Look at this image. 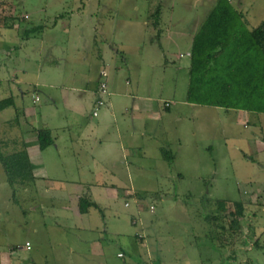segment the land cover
Segmentation results:
<instances>
[{"label": "rangeland", "instance_id": "rangeland-1", "mask_svg": "<svg viewBox=\"0 0 264 264\" xmlns=\"http://www.w3.org/2000/svg\"><path fill=\"white\" fill-rule=\"evenodd\" d=\"M217 1L0 0V100L13 97L16 102L14 108L0 113V144L7 143L1 150L7 153L14 147H21L25 131L31 132L39 127L40 118L45 121L48 114L45 108L52 106V102L48 99V91L37 83L47 79L53 84L51 92L58 99L63 86L75 84L84 88L90 77V64L96 62L97 53L93 54L94 50L112 47L119 51V58L115 60L117 65L130 68L126 69V74L123 73L122 79L124 85L127 79L132 82L131 86H126L128 89L135 87V79L139 77L141 92H152L159 106L172 103L171 109L166 111L169 116L163 126L166 134L159 143L174 156V161L170 166L163 165L165 171L156 164L157 158L164 160L163 152L157 155L153 150L149 153L143 150L142 155L145 152L148 156L138 161L133 153L128 154L129 157L121 156L122 163L116 168L120 179L116 183L125 188L132 183L137 197L141 199L140 205L134 203V198L122 193L115 200H100V207L110 206L123 216L136 214L138 207H142V219L181 221L192 232V225H211L212 228L215 224L224 223L229 226V218H219V201L229 204L244 201L248 206L246 217L242 220L244 231L234 237V241L238 244L246 240L247 245L243 251H235L237 260L264 264V186L252 184L264 180V151L257 152L261 146L264 148V122L260 134L252 124H246L236 111L194 105L187 101L191 58L186 53L192 51L194 37ZM231 2L241 10L252 27L264 21V0ZM57 15L68 17L57 20L56 42L44 53L32 46L16 47L18 41L24 38L26 27L33 24L53 25ZM82 15L93 16V25L97 26L104 17H113L117 23L116 26L111 24L109 30L101 29L93 33L98 38L93 51L89 48L93 39L91 21H84ZM69 24L70 30L64 31L63 27ZM14 25L20 26V32H14ZM9 36L14 37L17 43L15 49L6 52L1 41ZM137 48L144 52L141 57L137 56ZM30 58L34 63H28ZM37 61L46 66L39 76ZM24 64L29 68L26 74L14 71L19 83L10 80L13 70ZM72 74L74 77L70 80ZM23 94L26 104L35 112V122L19 123L16 106L22 104ZM36 96H39L38 102L34 101ZM145 141L153 144L147 138ZM47 163L49 174L50 169L55 174L61 173L55 166H50L49 161ZM170 170L174 173L175 170L183 171L185 178L171 180L165 174ZM25 189L9 183L0 163V262L4 259L11 264H107L104 258L87 257L86 244L76 238L78 231L57 227L58 222L62 225L66 223L62 219H66L67 214L62 207L63 202L58 200L52 206L50 199ZM245 191L248 194L243 196ZM126 203L131 207L126 208ZM229 204L227 207L232 210ZM151 207L155 208V215H151ZM106 215L109 237H112L114 229L126 231L123 221H115L110 218L111 214ZM214 231L217 232L216 229ZM120 238L116 235L112 237L114 240ZM27 242L32 244L31 248L26 246ZM69 247H74L75 253H71ZM222 264L231 263L223 261Z\"/></svg>", "mask_w": 264, "mask_h": 264}, {"label": "crops", "instance_id": "crops-1", "mask_svg": "<svg viewBox=\"0 0 264 264\" xmlns=\"http://www.w3.org/2000/svg\"><path fill=\"white\" fill-rule=\"evenodd\" d=\"M64 15L55 16L56 21L53 25L51 23H48L47 26L33 24L31 27H26L24 38L18 43L11 36L3 39L1 42L4 43L6 52L16 47L32 46L40 53H44L46 49L55 44L59 22L57 20ZM67 15L64 18H67ZM82 18L86 22L91 21L90 29L92 30L91 37H93L90 40L91 51L96 48L98 43V38L93 33H97L101 29L109 30L111 24L114 23L115 26L117 24L113 17L107 19L104 17L98 26L97 24L93 25V16L82 15ZM29 19L30 17L25 20ZM79 20L81 21V19ZM70 28L71 24L63 27L64 31L70 30ZM13 30L15 33L20 32V26L14 25ZM46 44L47 46H44ZM86 47L88 48V45ZM137 50V56L141 57L144 53L143 50L140 48ZM94 53H97V57L94 56L95 58L92 57V59L94 58L96 62L93 61L90 64V77L86 81V87H79L75 84L63 86L60 90V99H58L51 92L53 84H50L47 79H44L42 83H37L48 91V99L51 100L52 106L45 108L48 112L45 121L43 122L40 118L38 120L39 127L34 128L31 132L25 131L22 137L23 144L27 146L30 162L34 166L35 177V182L31 186L25 187L27 188L25 191L50 199L52 206L58 200L63 202L62 207L67 214L66 219L64 217L62 219L66 223L63 222L64 225H62L58 222L57 227L78 231L76 238L86 244L85 254L87 257L104 258L107 264H222L223 261H229L231 264H250L248 260L241 262L237 260V253L240 250L243 251L247 245L246 240L237 244L234 238L226 233L223 234L218 230L215 232L214 230L217 228L214 225L212 228L211 225H202L203 227L192 225L191 229L194 231L189 232L187 224L181 221L158 222L142 219L143 211H140L142 207H138L139 212L132 213L130 216H123L110 206L100 207V200L107 202L115 200L121 197L122 193L134 198V203L140 205L141 199L137 197L138 194L132 183L129 188L116 183L120 179L116 168L118 164L122 163L119 158L121 156L129 157L128 154L133 153L137 157L135 160L138 161V159H145L148 156L145 152L142 155L143 150L147 152L153 150L155 153L157 152V155L165 150L159 142L166 134L163 126L169 116L166 111L171 109L172 103H166L164 107L159 106L152 92H141L139 77L135 79V87L128 89L126 86H131L132 82L127 79L124 85L122 79L124 78L123 73L126 74V69L130 70V68L117 65L115 60L119 58V51L116 49L109 47L107 50H100L97 48ZM186 54L191 58V50ZM32 61L31 59L28 63ZM37 66L40 68L39 76L46 66L41 65L38 61ZM153 68L155 67L153 66ZM19 69L13 70L12 75L9 76L10 80L14 82L17 80L19 83L14 71L26 74L29 70L27 64ZM73 77L72 74L70 80ZM19 80L22 82L21 79ZM102 81H105L108 86V95L105 97L104 108L98 113V116H94L96 102L100 98L99 91ZM23 97L22 104L16 106L18 113H21L19 123L22 124L30 120L37 121L34 117V110L26 104L25 94ZM34 101L38 102L39 96H36ZM88 113H90L89 117ZM236 113L244 118L246 124H252L260 134L262 133L263 115L249 114L244 111H236ZM38 129H49L55 138L54 145L41 150L36 136ZM146 138L153 144L147 143ZM262 148L263 146L257 152H263L264 148ZM47 161L50 162V166H55L58 173H61L55 174L53 169H50L49 174ZM156 164L160 168L162 166V170L165 171L163 165H171L165 159L162 161L160 158H157ZM143 171L146 169L143 168ZM165 174L171 180L185 178L183 171L179 170H175V173L170 170ZM108 177L110 178L108 179ZM47 182L51 183L47 184ZM252 184L264 186V180L261 183L253 182ZM247 194V191L243 192V196ZM83 198L89 199L98 207H90L87 211H81ZM242 203L246 205V202L242 201ZM127 204L125 207L130 208L131 206L129 204L127 206ZM247 210L248 206L246 205ZM149 211L151 215H155L156 210ZM107 213L112 215L110 218L118 222L123 221L126 225V231L114 229L111 232L112 237L113 235L122 237L120 240H114L108 236ZM253 224H248V226H253ZM201 229L204 231H199ZM185 236H189V238H185ZM27 244L30 245V248L32 247L31 243L27 242ZM258 245L256 241V246ZM252 248L254 247L252 246ZM69 251L75 253V248L69 247ZM121 254L123 257H120ZM119 260L121 262H118ZM0 264L11 263L1 259Z\"/></svg>", "mask_w": 264, "mask_h": 264}, {"label": "trees", "instance_id": "trees-1", "mask_svg": "<svg viewBox=\"0 0 264 264\" xmlns=\"http://www.w3.org/2000/svg\"><path fill=\"white\" fill-rule=\"evenodd\" d=\"M189 74L190 104L264 116V21L252 27L231 0H218L194 37ZM14 107L13 97L0 100V113ZM36 136L41 150L55 143L49 129L36 130ZM6 146L7 143L0 144V163L9 183L13 187L31 186L35 182L34 166L27 146L23 144L3 153L1 147ZM163 155L169 164L173 163L174 156L169 151L163 150ZM228 204L219 201L217 213L221 220L229 218L230 224H215L216 230L237 238L246 217V205L230 203L232 210H229ZM90 207L98 206L83 198L81 211Z\"/></svg>", "mask_w": 264, "mask_h": 264}, {"label": "built area", "instance_id": "built-area-1", "mask_svg": "<svg viewBox=\"0 0 264 264\" xmlns=\"http://www.w3.org/2000/svg\"><path fill=\"white\" fill-rule=\"evenodd\" d=\"M103 76H105V74H103ZM99 93H100V98L96 102V107H95L96 110L94 112V116H98L99 109L102 108L103 106H105V103H106L105 97L108 95V86L105 83V81L101 82ZM127 206H128V204H127ZM150 210L154 211L155 208L151 207ZM27 247L30 248V245L27 244ZM120 257H123V255L121 254Z\"/></svg>", "mask_w": 264, "mask_h": 264}]
</instances>
